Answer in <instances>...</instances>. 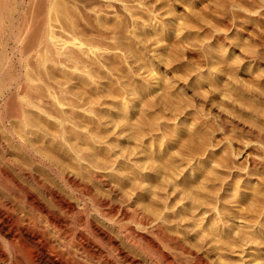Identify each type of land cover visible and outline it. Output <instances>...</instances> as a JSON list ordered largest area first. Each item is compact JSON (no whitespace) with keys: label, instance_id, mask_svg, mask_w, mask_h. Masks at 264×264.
<instances>
[{"label":"rangeland","instance_id":"rangeland-1","mask_svg":"<svg viewBox=\"0 0 264 264\" xmlns=\"http://www.w3.org/2000/svg\"><path fill=\"white\" fill-rule=\"evenodd\" d=\"M263 6L0 0V70L23 80L29 97L49 110L61 104L69 120L92 132L89 140L99 137L106 166L192 167L203 175L204 201L228 184L246 186L250 230L263 239L264 170L247 156L261 150L250 135L264 133Z\"/></svg>","mask_w":264,"mask_h":264},{"label":"bare ground","instance_id":"bare-ground-1","mask_svg":"<svg viewBox=\"0 0 264 264\" xmlns=\"http://www.w3.org/2000/svg\"><path fill=\"white\" fill-rule=\"evenodd\" d=\"M12 80L0 70V264H264L246 186L204 201L192 167L106 166L81 119ZM252 134L248 162L264 170V133Z\"/></svg>","mask_w":264,"mask_h":264}]
</instances>
